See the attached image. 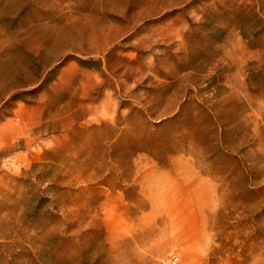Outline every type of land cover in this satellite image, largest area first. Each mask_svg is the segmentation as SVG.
Listing matches in <instances>:
<instances>
[{"label":"rangeland","instance_id":"374dc122","mask_svg":"<svg viewBox=\"0 0 264 264\" xmlns=\"http://www.w3.org/2000/svg\"><path fill=\"white\" fill-rule=\"evenodd\" d=\"M173 257L264 264V0H0V264Z\"/></svg>","mask_w":264,"mask_h":264},{"label":"built area","instance_id":"2783aa9c","mask_svg":"<svg viewBox=\"0 0 264 264\" xmlns=\"http://www.w3.org/2000/svg\"><path fill=\"white\" fill-rule=\"evenodd\" d=\"M178 260H179L178 257H173V259H172V261H173L174 264H177Z\"/></svg>","mask_w":264,"mask_h":264},{"label":"bare ground","instance_id":"6f19581e","mask_svg":"<svg viewBox=\"0 0 264 264\" xmlns=\"http://www.w3.org/2000/svg\"><path fill=\"white\" fill-rule=\"evenodd\" d=\"M6 75V74H5Z\"/></svg>","mask_w":264,"mask_h":264}]
</instances>
